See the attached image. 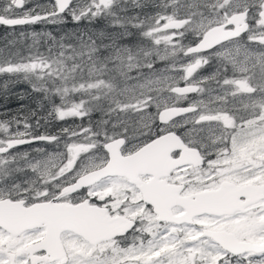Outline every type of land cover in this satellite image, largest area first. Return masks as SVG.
Segmentation results:
<instances>
[{"label":"snow or ice","instance_id":"6c2138e0","mask_svg":"<svg viewBox=\"0 0 264 264\" xmlns=\"http://www.w3.org/2000/svg\"><path fill=\"white\" fill-rule=\"evenodd\" d=\"M0 264H264V0H0Z\"/></svg>","mask_w":264,"mask_h":264},{"label":"flooded vegetation","instance_id":"af4514ba","mask_svg":"<svg viewBox=\"0 0 264 264\" xmlns=\"http://www.w3.org/2000/svg\"><path fill=\"white\" fill-rule=\"evenodd\" d=\"M3 31V29H0V32H2Z\"/></svg>","mask_w":264,"mask_h":264}]
</instances>
